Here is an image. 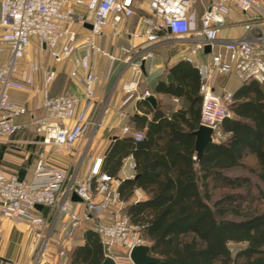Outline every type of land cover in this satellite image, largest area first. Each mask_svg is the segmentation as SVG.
<instances>
[{"label": "built area", "instance_id": "obj_1", "mask_svg": "<svg viewBox=\"0 0 264 264\" xmlns=\"http://www.w3.org/2000/svg\"><path fill=\"white\" fill-rule=\"evenodd\" d=\"M133 1L0 0V138L15 135L23 126L15 119L28 112L24 103L10 97L9 90L29 91L41 97L42 114L32 115L29 120L39 142L51 146L55 153L71 151L90 124L88 110L99 80L91 68L93 54L106 56L110 61L123 60L135 74L123 84L127 93L123 103L133 96L145 98L149 95L147 90L137 93V86L141 65L150 52L133 57L131 51L135 45H122L120 58L105 50L96 39L107 35L112 38L127 36L153 43L159 41L161 32L165 31L193 40L185 57L188 62H193L197 52L205 53V47H209L206 52L210 55L208 65H195L201 79L199 123L212 129L211 141L225 139L220 124L230 116L228 103L232 93H216L210 81L215 72H234L243 80L253 78L264 84V10L257 0H206L204 10L197 18L192 6L196 0H146L150 15L140 17L143 29L118 28L124 19L134 14ZM231 6L245 15V36L223 39L219 37V31L225 26ZM77 7L82 9L77 10ZM86 23L91 27H86ZM107 28H110L109 32ZM76 52L79 55L75 57ZM66 60H72L74 64L68 74L81 86L82 97L66 92L52 95L50 92L57 65ZM37 73L41 75L38 85L34 80ZM123 132L131 133L135 141L143 137L141 131H132L127 125ZM100 163L101 158H97L88 175L73 178L66 185L67 170L47 162L42 153L38 155L29 179L0 169V214L39 226L45 224L46 219L38 214L36 204L57 207L67 215L74 228L79 216L70 195L75 192L85 203L83 217L97 219L94 230L100 239L103 259L111 257L113 264H134L129 257L130 250L146 244L141 226L132 224L122 213L120 193L113 186L116 179L101 172ZM130 166L132 168L134 164ZM136 195L138 199L141 194L136 191ZM105 214H109L108 218L102 219Z\"/></svg>", "mask_w": 264, "mask_h": 264}, {"label": "crops", "instance_id": "obj_2", "mask_svg": "<svg viewBox=\"0 0 264 264\" xmlns=\"http://www.w3.org/2000/svg\"><path fill=\"white\" fill-rule=\"evenodd\" d=\"M257 1L264 10V0ZM200 2L204 10L206 0ZM133 7L134 14L124 19L118 28L143 29L140 17L150 15L147 1L134 0ZM81 9L77 7V10ZM243 19L245 15L235 6H231L225 18V26L219 31V37L232 39L245 36ZM106 31L109 32L110 28ZM96 40L105 50L120 58L122 45H135L131 51L133 57L145 51L150 52V56L143 62L144 70L141 71L137 93L147 90L149 95L154 96L155 104L152 105L146 100L147 96L145 98L133 96L123 103L127 97L123 84L134 78L135 74L123 60L110 61L106 56L93 54L91 68L99 76V80L95 85L94 101L88 110L90 121L88 129L92 128V134L87 143H82L83 135L76 141L71 151L55 153L51 146H44L39 142L40 138L33 132V126L28 121L32 115L38 116L43 112L40 95L29 91L9 90L10 97L24 103L28 112L15 119L16 123L23 125L15 135L0 138V169L8 173L14 172L19 178L29 179L36 159L42 153L47 162L67 170L66 185L73 178L88 175L95 160L101 158V172L108 173V170H113L114 161L119 167L111 175L116 179L113 186L118 189L121 180L133 178L139 171L149 167L155 153L160 154L159 159L166 161L169 166L176 163L185 169L189 165L188 155L191 151V158L194 160L192 167L197 168L199 157H196L193 131L200 125L201 79L195 65H208L210 55L206 52H197L193 62H188L185 57L194 43L193 40L165 31L161 32L160 40L153 43L132 40L127 36L112 38L109 35L98 37ZM78 55L79 52L74 54L75 57ZM59 65L65 66V73L61 72ZM59 65L56 78L50 87L51 94L66 92L82 97L81 86L68 74L74 66L72 60H66ZM34 80L35 84H40V73L35 75ZM243 82L244 80L234 72L227 74L215 72L210 81L216 93L223 91L232 93ZM258 83L264 97V84ZM81 106L82 102L77 108ZM121 112L124 113L123 116ZM125 125L132 131L143 133V142L140 145L134 141L122 140L125 136L132 137L131 133L123 132ZM116 145L122 152L124 149L127 150L125 156L121 162L117 156L105 162L104 158ZM131 163L134 164L132 168ZM102 165L105 168L103 170ZM136 191L141 194L138 199ZM147 191L146 188H135L128 202L145 200L148 197ZM120 198L121 211L124 213L125 200L123 197ZM72 202L79 216L78 224L74 228L70 226L67 215L58 211L57 207L43 206L42 209H37L38 214L46 219V223L39 226H34L21 218L0 214V264H82L80 260L73 261L72 251L84 245L86 231L94 230L97 219L94 216L83 217L84 201ZM108 216L109 214H105L102 219H107ZM43 246L46 248L43 249ZM60 250H63L62 254L59 253Z\"/></svg>", "mask_w": 264, "mask_h": 264}, {"label": "trees", "instance_id": "obj_3", "mask_svg": "<svg viewBox=\"0 0 264 264\" xmlns=\"http://www.w3.org/2000/svg\"><path fill=\"white\" fill-rule=\"evenodd\" d=\"M228 109L230 116L220 124L225 139L206 143L197 168L191 151L185 169L169 166L155 153L149 167L120 181L124 213L141 226L149 254L160 260L149 264H264V97L259 83L245 79L232 92ZM122 140L143 142L131 136ZM123 152L116 145L104 161L117 156L121 162ZM113 163L109 175L119 168ZM137 187L148 189V197L128 202ZM72 259L100 264L102 246L95 230L86 231Z\"/></svg>", "mask_w": 264, "mask_h": 264}, {"label": "water", "instance_id": "obj_4", "mask_svg": "<svg viewBox=\"0 0 264 264\" xmlns=\"http://www.w3.org/2000/svg\"><path fill=\"white\" fill-rule=\"evenodd\" d=\"M85 26L88 28L91 27L89 23H86ZM208 51L209 47L206 46L205 52ZM141 70H144V63L141 65ZM146 100H148L152 105L155 104V98L153 95L147 96ZM211 133L212 129L204 125H199V127L193 131V134L195 135V150L197 158L201 156L206 143L211 141ZM70 198L73 201L82 200L75 192H71ZM35 207L37 209H42L43 205L36 204ZM148 250L149 246L147 244L136 245L130 250L129 257L134 264H149L159 262V258L149 254ZM100 264H113V259L111 257H105Z\"/></svg>", "mask_w": 264, "mask_h": 264}, {"label": "rangeland", "instance_id": "obj_5", "mask_svg": "<svg viewBox=\"0 0 264 264\" xmlns=\"http://www.w3.org/2000/svg\"><path fill=\"white\" fill-rule=\"evenodd\" d=\"M192 6L196 9V12H197V18H199V16L202 14L203 12V8L201 6V2L200 0H196ZM32 44H33V41H32ZM59 67H61V72L62 73H65V66H62V65H59ZM28 119V118H26ZM30 120V119H29ZM28 120V121H29ZM91 130L92 128H89L88 131L86 132V134H84V136L81 138L82 139V143L85 144L87 143L86 141H88V138L89 136H91ZM230 246L233 248V247H236L238 244H234V243H229Z\"/></svg>", "mask_w": 264, "mask_h": 264}]
</instances>
